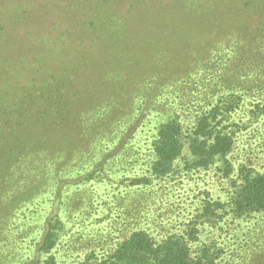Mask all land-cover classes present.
I'll return each instance as SVG.
<instances>
[{"label": "rangeland", "instance_id": "obj_1", "mask_svg": "<svg viewBox=\"0 0 264 264\" xmlns=\"http://www.w3.org/2000/svg\"><path fill=\"white\" fill-rule=\"evenodd\" d=\"M201 130L230 146L204 167ZM263 171L264 0H0V264H81L138 230L264 264V210L232 209Z\"/></svg>", "mask_w": 264, "mask_h": 264}, {"label": "trees", "instance_id": "obj_2", "mask_svg": "<svg viewBox=\"0 0 264 264\" xmlns=\"http://www.w3.org/2000/svg\"><path fill=\"white\" fill-rule=\"evenodd\" d=\"M178 127L166 125L161 130L156 160L152 173L166 175L173 171L174 160L182 152ZM189 152L195 157L194 166H207L212 158L223 149L230 147L228 136L214 132H194L189 136ZM233 211L246 213L264 210V171L251 176L246 174L234 197ZM42 239V247L49 250L53 246V233ZM191 256L188 246L177 236H166L156 241L145 230L133 232L123 240L114 252L104 258L85 260L81 264H198ZM42 264H56L52 256Z\"/></svg>", "mask_w": 264, "mask_h": 264}]
</instances>
